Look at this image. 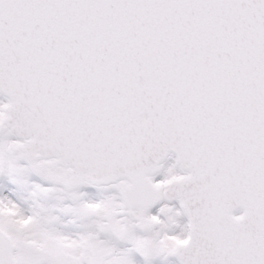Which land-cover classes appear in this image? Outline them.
Returning <instances> with one entry per match:
<instances>
[{
    "label": "snow or ice",
    "instance_id": "1",
    "mask_svg": "<svg viewBox=\"0 0 264 264\" xmlns=\"http://www.w3.org/2000/svg\"><path fill=\"white\" fill-rule=\"evenodd\" d=\"M0 264H264V0H0Z\"/></svg>",
    "mask_w": 264,
    "mask_h": 264
}]
</instances>
